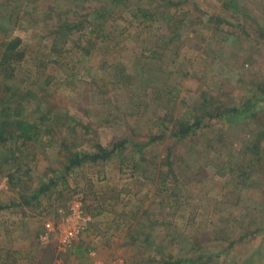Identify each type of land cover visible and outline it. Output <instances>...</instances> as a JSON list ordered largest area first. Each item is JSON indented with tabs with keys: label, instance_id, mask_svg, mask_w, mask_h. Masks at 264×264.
<instances>
[{
	"label": "rangeland",
	"instance_id": "1",
	"mask_svg": "<svg viewBox=\"0 0 264 264\" xmlns=\"http://www.w3.org/2000/svg\"><path fill=\"white\" fill-rule=\"evenodd\" d=\"M1 4L0 16L7 7L19 14L9 36L25 50L9 82L15 100L40 103L56 127L0 166L1 183L15 158L24 163L16 185L0 184L1 205L53 181L37 200L0 211V264H172L201 253L264 264V227L253 224L264 220V110L245 123L207 115L243 103L264 80V0ZM100 6L101 29L88 18ZM195 117L202 129L176 140V122ZM119 142L108 160L66 170L67 151ZM77 202L83 233L62 255L57 236L41 239L43 224L73 229Z\"/></svg>",
	"mask_w": 264,
	"mask_h": 264
},
{
	"label": "trees",
	"instance_id": "2",
	"mask_svg": "<svg viewBox=\"0 0 264 264\" xmlns=\"http://www.w3.org/2000/svg\"><path fill=\"white\" fill-rule=\"evenodd\" d=\"M104 7L107 6L104 5ZM3 9L4 5L1 4L0 14ZM100 9L102 10L99 15L94 16L97 17L96 19H93L94 17L92 16H88L89 19L94 20L95 25H98L99 29L102 28L100 19L105 18L103 7L100 6ZM106 9L108 8H105V10ZM18 21H20L19 14L8 7L5 13L0 16V85L3 87V93L0 95V156L3 157L4 161L0 160V166L5 162H12L13 156H22L26 154L24 148H26L27 143L36 141L44 131L51 134L55 133L56 127V125L51 124L50 120L44 118L40 103L35 105L31 104L30 108L26 107L25 98L21 101L19 99L15 100V91L10 88L9 82L13 80L17 66L25 57V50L21 39L18 37L11 38L9 36V28L17 24ZM252 87V91L246 94V99H244L243 103L237 104L236 106L222 105L216 109L211 108L212 113H207L208 119L217 118L224 123L232 124L245 123L256 118L258 114L264 110V80L258 81L250 88ZM254 87L256 89H254ZM68 119L71 120V122L73 121L70 116ZM203 125H205V123L198 117H195L194 120H178L172 132V136L178 141L189 140L197 135V132L202 129ZM60 129L66 131V122L62 124ZM69 132H72V130L70 129ZM259 137L261 140L264 139V131L259 134ZM256 144L258 145H255V148H259L260 143ZM123 145V142H119L109 149L100 144H94V150L91 152L79 151L77 149L71 152L67 151V155L69 156L66 158V170L69 171L74 169L85 162L96 163L98 161L108 160L117 149H123ZM64 147L66 148V146ZM15 160H13L15 161V167L13 166L12 171L7 173L5 177V182H7L9 178L11 185H16L19 182V180L15 182L13 179L19 169L24 166V163L20 165L16 163L17 161L20 162L21 158H15ZM52 184L53 181L51 180L49 182H42L38 190H35L30 196L23 198L19 203L11 202L5 205L0 204V211L23 204L27 205L37 200ZM253 224L254 226L257 224L259 225L256 228L257 231H259L264 227V220H255ZM253 232H255V227L253 228ZM235 243V241H231L229 246ZM74 245L75 244H73L66 253L72 250ZM191 257L176 259L171 263L188 262L191 264L193 261L199 260L201 264H217L215 259H203L202 253L194 258ZM164 264H166V262Z\"/></svg>",
	"mask_w": 264,
	"mask_h": 264
},
{
	"label": "built area",
	"instance_id": "3",
	"mask_svg": "<svg viewBox=\"0 0 264 264\" xmlns=\"http://www.w3.org/2000/svg\"><path fill=\"white\" fill-rule=\"evenodd\" d=\"M0 184L4 186L5 179L1 180ZM80 209H81V203L79 202H77L75 205L73 204V206L70 207L71 210L70 222H74L73 229L72 227L69 229H63V227L65 226L64 224H62L63 220L62 222L59 221L60 223H58V225H54L53 223H50L49 220H47L43 224L45 231L44 234L41 236V239L43 241H47L49 237L57 236V239L59 240L57 243V248L60 254L66 253L67 250L75 243V241L78 240V235L80 233H83L82 223L85 220V216L83 215V212Z\"/></svg>",
	"mask_w": 264,
	"mask_h": 264
},
{
	"label": "crops",
	"instance_id": "4",
	"mask_svg": "<svg viewBox=\"0 0 264 264\" xmlns=\"http://www.w3.org/2000/svg\"><path fill=\"white\" fill-rule=\"evenodd\" d=\"M9 252V251H8ZM7 253V252H6ZM10 253V252H9ZM8 254V253H7Z\"/></svg>",
	"mask_w": 264,
	"mask_h": 264
}]
</instances>
